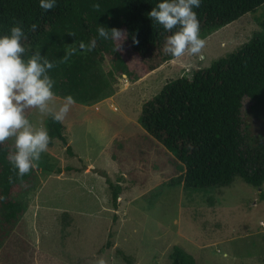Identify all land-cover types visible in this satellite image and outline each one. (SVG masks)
I'll use <instances>...</instances> for the list:
<instances>
[{
    "label": "rangeland",
    "instance_id": "obj_1",
    "mask_svg": "<svg viewBox=\"0 0 264 264\" xmlns=\"http://www.w3.org/2000/svg\"><path fill=\"white\" fill-rule=\"evenodd\" d=\"M263 21L264 3L207 34L202 58L185 53L149 72L118 41L138 76L114 72L110 95L69 106L61 120L66 143L55 138L47 145L34 186L17 195L27 206L0 244V264H94L98 257L106 264H168L174 244L197 264H264V182L255 187L236 177L225 186L184 188L173 182L181 163L138 118L168 78L239 48L264 33ZM103 68L111 69L106 59ZM62 102L54 95L48 107ZM252 103L244 95L240 109L250 144L264 139V104ZM48 113L24 110L33 127L45 126ZM110 184L119 192L116 206Z\"/></svg>",
    "mask_w": 264,
    "mask_h": 264
},
{
    "label": "trees",
    "instance_id": "obj_2",
    "mask_svg": "<svg viewBox=\"0 0 264 264\" xmlns=\"http://www.w3.org/2000/svg\"><path fill=\"white\" fill-rule=\"evenodd\" d=\"M262 3L264 0H201L194 9L199 34L204 38ZM155 4L156 0H56L52 9L43 10L38 0H0V33H7L9 26L19 21L26 33L22 41L26 53L21 55L26 58L39 50L41 56L54 62L48 74L54 81L55 95L63 98L71 94L76 102L88 105L113 92L110 76L114 72L138 76L118 41L97 36L98 24L125 32V49L138 59L144 72L173 58L163 51V43L174 29L165 31L147 15ZM33 23L35 29L30 28ZM93 37L96 44L90 51L77 49L67 60L62 59L77 41L87 45ZM104 59L111 65L109 71L103 68ZM244 95L254 106L264 104L263 31L254 32L239 48L193 69L191 74L168 78L158 93L143 102L139 123L181 163L183 171L173 182H182L184 188H206L229 185L238 177L255 187L263 184L264 139L247 143L241 131ZM45 127L48 144L55 138L66 142L62 121L53 120L50 112ZM11 138L0 142V244L27 206L17 195L32 188L36 180L35 168L17 175L8 159L15 151ZM65 149L72 154L69 144ZM110 186L116 206L119 192ZM168 257V264H197L191 253L176 244Z\"/></svg>",
    "mask_w": 264,
    "mask_h": 264
},
{
    "label": "clouds",
    "instance_id": "obj_3",
    "mask_svg": "<svg viewBox=\"0 0 264 264\" xmlns=\"http://www.w3.org/2000/svg\"><path fill=\"white\" fill-rule=\"evenodd\" d=\"M200 3L201 0H156L155 6L149 9L147 15L155 23L165 31L174 29L164 38V52L173 57L185 53L203 57L201 50L205 40L199 34V21L194 11ZM55 4L56 0H38L43 10H50ZM30 28L35 29L36 25L33 23ZM96 32L98 37L119 42L125 36L121 29L107 28L102 24H98ZM25 39L26 33L19 21L12 23L7 33H0V142L13 138L15 151L8 154V159L18 176L36 167L40 153L47 148L50 139L48 129L43 125L33 127L24 110L35 106L40 111L50 112L53 120L61 121L69 106L75 103L71 94H65L55 111L48 107L55 95L52 90L54 81L48 74L54 62L41 56L39 50H33L26 58L22 56L26 53L22 43ZM95 44L96 37L87 45L82 40L77 41L65 51L62 59L67 60L77 49L90 51ZM94 264H106V261L98 257Z\"/></svg>",
    "mask_w": 264,
    "mask_h": 264
},
{
    "label": "water",
    "instance_id": "obj_4",
    "mask_svg": "<svg viewBox=\"0 0 264 264\" xmlns=\"http://www.w3.org/2000/svg\"><path fill=\"white\" fill-rule=\"evenodd\" d=\"M66 143V142H65Z\"/></svg>",
    "mask_w": 264,
    "mask_h": 264
}]
</instances>
